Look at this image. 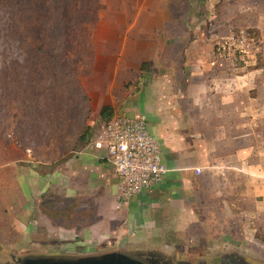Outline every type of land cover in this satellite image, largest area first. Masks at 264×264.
Returning <instances> with one entry per match:
<instances>
[{
    "label": "crops",
    "instance_id": "crops-1",
    "mask_svg": "<svg viewBox=\"0 0 264 264\" xmlns=\"http://www.w3.org/2000/svg\"><path fill=\"white\" fill-rule=\"evenodd\" d=\"M176 1L179 6L173 8L161 3L156 11L146 9L160 19L140 27L137 40H125L122 75L108 104L114 114L146 119L168 170L162 181L116 209L114 171L105 153L92 145L49 171L25 153L8 158L0 163L1 255L90 253L99 247L87 236L90 223L63 228L41 212V198L48 194L91 196L102 214L98 201H109V223H116L108 229L111 239L104 248L164 261L179 255L187 231L202 223L212 206L224 208L234 199L242 210L243 205L250 212L258 209L264 188L263 137L257 131L264 111L258 102L259 69L242 72L230 61L215 59V42L231 26L221 23L225 19L212 26L219 16L213 0H208L211 19L202 4L206 0ZM251 5L241 8L248 11ZM143 63L149 65L141 71Z\"/></svg>",
    "mask_w": 264,
    "mask_h": 264
},
{
    "label": "rangeland",
    "instance_id": "rangeland-1",
    "mask_svg": "<svg viewBox=\"0 0 264 264\" xmlns=\"http://www.w3.org/2000/svg\"><path fill=\"white\" fill-rule=\"evenodd\" d=\"M213 2L219 16L214 17L212 26L225 19L221 23L231 26L227 33L245 29L258 39L255 58L247 66H237L242 72L259 69L262 91L258 102L264 109V0ZM161 3L179 6L176 0H0V163L25 153L35 166L49 171L84 148L78 138L85 131L89 135L85 146H91L93 136L105 123L100 120V108L112 103L122 75L124 42L129 38L137 40L140 27L152 26L160 19L146 9L154 11ZM205 3L206 18L211 19L209 1L202 4ZM250 4V10H242V6ZM258 120L257 131L263 137L259 152L264 157V111ZM260 194L258 209L253 212L245 205L242 210L234 199L224 208L214 205L207 209L202 223L187 231L182 241L186 246L179 249L177 257L171 256L169 261L148 257L157 264H264L263 187ZM79 199L92 215L88 218L87 236L98 248L90 253H0V264H21L31 257L83 259L116 255L136 259L115 246L104 248L111 239L108 229L116 223H109L111 203L98 201L105 213L102 214L98 208L95 210L91 196ZM143 257L136 260L141 263L145 261Z\"/></svg>",
    "mask_w": 264,
    "mask_h": 264
},
{
    "label": "built area",
    "instance_id": "built-area-1",
    "mask_svg": "<svg viewBox=\"0 0 264 264\" xmlns=\"http://www.w3.org/2000/svg\"><path fill=\"white\" fill-rule=\"evenodd\" d=\"M257 42L258 39L250 32L238 29L217 39L213 54L219 61L247 66L255 58ZM91 145L105 153V159L114 171L116 209L150 191L168 171L162 163L161 145L149 133L143 116L114 114L95 133Z\"/></svg>",
    "mask_w": 264,
    "mask_h": 264
},
{
    "label": "trees",
    "instance_id": "trees-1",
    "mask_svg": "<svg viewBox=\"0 0 264 264\" xmlns=\"http://www.w3.org/2000/svg\"><path fill=\"white\" fill-rule=\"evenodd\" d=\"M149 63H143L140 67L141 71H144L148 67ZM114 115V110L109 105H103L99 111L100 120L108 122ZM89 135L87 131L83 132L78 142L83 143V147L87 144ZM78 209V210H77ZM40 210L47 218L63 228H70L72 226H85L88 224L92 215H90L87 204L82 203L80 199L61 198L52 195H44L41 198ZM73 218L75 222H72ZM71 222H67L68 220Z\"/></svg>",
    "mask_w": 264,
    "mask_h": 264
},
{
    "label": "water",
    "instance_id": "water-1",
    "mask_svg": "<svg viewBox=\"0 0 264 264\" xmlns=\"http://www.w3.org/2000/svg\"><path fill=\"white\" fill-rule=\"evenodd\" d=\"M21 264H142L130 257L105 256L103 258L53 259L27 258Z\"/></svg>",
    "mask_w": 264,
    "mask_h": 264
},
{
    "label": "flooded vegetation",
    "instance_id": "flooded-vegetation-1",
    "mask_svg": "<svg viewBox=\"0 0 264 264\" xmlns=\"http://www.w3.org/2000/svg\"><path fill=\"white\" fill-rule=\"evenodd\" d=\"M143 259L145 260V261H142L141 263L142 264H157L156 262H154L153 260H152V258H146V257H143ZM141 261V260H140ZM215 264H234V262H227V263H215Z\"/></svg>",
    "mask_w": 264,
    "mask_h": 264
}]
</instances>
